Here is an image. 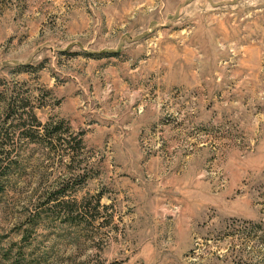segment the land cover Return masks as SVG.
Listing matches in <instances>:
<instances>
[{
  "label": "rangeland",
  "instance_id": "rangeland-1",
  "mask_svg": "<svg viewBox=\"0 0 264 264\" xmlns=\"http://www.w3.org/2000/svg\"><path fill=\"white\" fill-rule=\"evenodd\" d=\"M0 264H264V0H0Z\"/></svg>",
  "mask_w": 264,
  "mask_h": 264
},
{
  "label": "trees",
  "instance_id": "trees-1",
  "mask_svg": "<svg viewBox=\"0 0 264 264\" xmlns=\"http://www.w3.org/2000/svg\"><path fill=\"white\" fill-rule=\"evenodd\" d=\"M2 151H3V148L1 147V143H0V156H1V154H2ZM1 159H0V168H1ZM1 179H3V177H2V173H1V171H0V191H2L3 189H4V185H3V183L1 182L2 180ZM17 264H20V263H17Z\"/></svg>",
  "mask_w": 264,
  "mask_h": 264
}]
</instances>
